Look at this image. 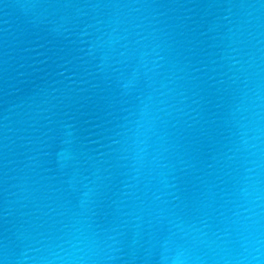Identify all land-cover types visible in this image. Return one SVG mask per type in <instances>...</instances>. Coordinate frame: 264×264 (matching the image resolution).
I'll use <instances>...</instances> for the list:
<instances>
[{
  "label": "water",
  "instance_id": "water-1",
  "mask_svg": "<svg viewBox=\"0 0 264 264\" xmlns=\"http://www.w3.org/2000/svg\"><path fill=\"white\" fill-rule=\"evenodd\" d=\"M0 264H264V0H0Z\"/></svg>",
  "mask_w": 264,
  "mask_h": 264
}]
</instances>
